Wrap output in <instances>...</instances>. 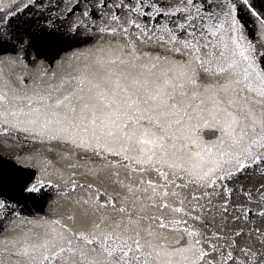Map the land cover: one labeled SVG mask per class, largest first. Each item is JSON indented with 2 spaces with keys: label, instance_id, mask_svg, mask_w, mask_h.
Masks as SVG:
<instances>
[{
  "label": "snow or ice",
  "instance_id": "1",
  "mask_svg": "<svg viewBox=\"0 0 264 264\" xmlns=\"http://www.w3.org/2000/svg\"><path fill=\"white\" fill-rule=\"evenodd\" d=\"M0 264H264V0H0Z\"/></svg>",
  "mask_w": 264,
  "mask_h": 264
},
{
  "label": "water",
  "instance_id": "2",
  "mask_svg": "<svg viewBox=\"0 0 264 264\" xmlns=\"http://www.w3.org/2000/svg\"><path fill=\"white\" fill-rule=\"evenodd\" d=\"M203 131H204V134H205V135H207L208 132H209V130H207V129H205V130H203Z\"/></svg>",
  "mask_w": 264,
  "mask_h": 264
}]
</instances>
